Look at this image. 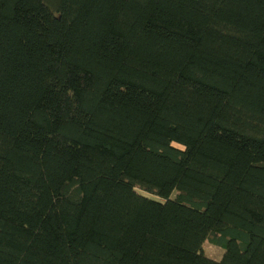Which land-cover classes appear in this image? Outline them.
Listing matches in <instances>:
<instances>
[{
  "label": "trees",
  "instance_id": "1",
  "mask_svg": "<svg viewBox=\"0 0 264 264\" xmlns=\"http://www.w3.org/2000/svg\"><path fill=\"white\" fill-rule=\"evenodd\" d=\"M0 264H264V0H0Z\"/></svg>",
  "mask_w": 264,
  "mask_h": 264
},
{
  "label": "rangeland",
  "instance_id": "2",
  "mask_svg": "<svg viewBox=\"0 0 264 264\" xmlns=\"http://www.w3.org/2000/svg\"><path fill=\"white\" fill-rule=\"evenodd\" d=\"M201 250L204 256L212 259V260H218L220 258L221 255V251L210 246L207 244H203L201 246Z\"/></svg>",
  "mask_w": 264,
  "mask_h": 264
}]
</instances>
